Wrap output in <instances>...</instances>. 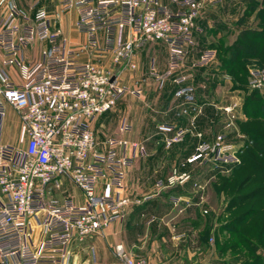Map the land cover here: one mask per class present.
Here are the masks:
<instances>
[{
    "label": "built area",
    "instance_id": "2783aa9c",
    "mask_svg": "<svg viewBox=\"0 0 264 264\" xmlns=\"http://www.w3.org/2000/svg\"><path fill=\"white\" fill-rule=\"evenodd\" d=\"M220 2L169 0L171 10L159 0H55L60 12L75 11V27L84 35V48L94 56L110 53L113 63L132 70L134 50L163 43L167 68L161 74L151 69V75L158 86L171 79L177 98L193 92L184 85L185 78L173 76V71L193 44L194 23L203 10ZM31 10L28 22L13 5L0 18V127L4 106L14 111L19 122V145L0 141V264H66L71 241L98 235L124 219L131 205L122 196L124 171L145 152L137 143L110 138L103 145L94 139L90 123L111 110L128 90L107 70L89 61L78 62L75 51L64 49L59 32L50 30L46 12L36 3ZM35 41L47 45L41 60L21 64L19 52ZM214 57L212 50H204L191 66L205 67ZM11 66L19 70L20 84L4 73L3 68ZM247 86L264 88V68L248 73ZM130 94L138 97L140 89ZM223 111L230 113L231 108ZM156 132L163 135L165 149L181 143L185 136L170 126H157ZM224 139L215 135L211 143H197L164 180L155 183V190L188 182L189 173L180 167L236 163L233 147ZM61 179L80 192L81 204L71 197H50L60 189ZM114 252L122 264H144L120 246Z\"/></svg>",
    "mask_w": 264,
    "mask_h": 264
},
{
    "label": "crops",
    "instance_id": "0c3cea01",
    "mask_svg": "<svg viewBox=\"0 0 264 264\" xmlns=\"http://www.w3.org/2000/svg\"><path fill=\"white\" fill-rule=\"evenodd\" d=\"M159 1L171 10L174 9L170 6L169 0ZM34 3L36 7L46 12L50 30L59 32L64 49L73 50L78 54V62H94L93 64L111 73L117 84L128 90V93H125L111 110L96 117L90 123L94 139L103 145L110 138L137 143L144 148L145 152L144 156L135 158L124 171L122 196L131 202L124 219L110 224L98 235L86 237L79 242L71 241L68 245L67 264H122L115 257L114 248L116 246H120L130 257L142 259L144 264H170L173 259L166 255L169 251L165 252L162 246V238L166 230L160 225L168 220L173 227L179 228L183 221L187 222L191 218L188 212H194L196 210L194 205L198 207L197 203L200 204V199L204 198L198 189L195 191L188 185L177 188L173 192L155 191V183L164 179L167 168L169 167V170L177 166L179 161L175 151L169 152L165 165L156 168L157 159L162 157V154H166L162 146L163 135L156 132V127L170 126L185 132L183 142L179 144L180 153L184 156L188 155L197 143L213 141L212 138L217 135V132H214L212 126L217 122L220 107L214 103L211 96L213 92L216 93L215 91L221 84L224 87L226 82L229 83V77L223 76L218 69L216 49L220 41L225 46L234 41L235 35H229L231 34L230 29L236 27L243 29L237 19L238 14L245 11L246 5L241 0H221L217 6L207 8L200 13L192 31L193 44L187 48L181 65L173 71V76L181 75L185 78L184 85L190 86L193 92L177 98L174 96L177 86L172 83L171 79H166L161 86H158L151 75V69L155 74H161L167 68L166 48L163 43H148L143 48L134 50L131 57L134 69L131 70L120 63H113L110 53L103 54V59L98 61L86 50L84 35L75 27V11L56 13L58 8L55 0H3L0 5V18L5 15L9 5H13L28 22L32 16L31 6ZM251 20L249 26H255L251 24ZM16 22L24 23L22 19H17ZM98 37L100 39L101 34H98ZM46 49L45 43L35 41L23 47L17 59L23 65L34 64L41 60V52ZM204 50L214 52L213 61L205 67L193 68L191 65ZM0 68H2L1 64ZM3 71L11 82L20 84V74L16 67H6ZM134 89H140L138 97L130 94V91ZM228 90L234 92L235 88L228 86ZM206 92H211V95L205 96ZM241 104H237L233 98L224 106H231L236 115L238 111L243 114ZM243 120H246L244 114L242 118L237 117L230 124L236 136H244L237 127V123ZM121 125H126L128 129L121 131ZM7 127L11 128V136L16 135V140L4 131ZM210 127L209 137L205 131ZM18 140V118L10 107L4 106L0 141L3 144L18 146ZM190 168L191 166H187L180 171L188 172ZM214 174L216 171L213 176ZM60 188L62 192L58 191L59 189L52 191L56 197L68 194L75 204L82 203L80 192L70 183L68 184L66 179H61ZM146 197L151 198L145 199ZM171 198L178 199L177 207L171 206L169 201ZM161 204L167 205L169 210L167 214L158 212ZM202 215L201 212L200 216ZM177 233L179 236L184 235L178 231Z\"/></svg>",
    "mask_w": 264,
    "mask_h": 264
},
{
    "label": "rangeland",
    "instance_id": "374dc122",
    "mask_svg": "<svg viewBox=\"0 0 264 264\" xmlns=\"http://www.w3.org/2000/svg\"><path fill=\"white\" fill-rule=\"evenodd\" d=\"M241 1L244 4H246L243 0ZM254 1L257 2V4H260L261 2V0H254ZM256 10L251 11L250 13H247L246 14L248 15L247 17L244 16L245 12H240L238 14L237 21L242 26V28H245V27L255 28L256 27V26H249L250 25L249 21L251 19H252L251 24L257 23V21L253 19ZM56 13L61 14L65 12H60L59 10L58 11L56 10ZM239 30L240 29H238L237 27L230 29L231 34L229 35L230 36L235 35L234 36L235 38ZM95 58L98 61H100L103 59V56H99V57L95 56ZM217 63H218L217 64L218 69H220L221 74L223 76L224 75L229 76L228 73L223 69V67L219 63L218 59H217ZM262 68L264 67L263 65L260 64L259 61H256V60L247 61L244 66V73L242 74V76H240V79H241L240 81L236 79L232 80L229 78L228 79L229 83L224 82L225 83L224 87H222V84H221L219 88H217V90L215 91L216 93L213 92L212 93L213 95L211 96L214 99V103L218 104L217 106L220 107L218 110L220 114L217 118V122L216 124L212 126V128L214 132H217V135L225 136L224 143L230 144L233 147L234 157L236 158L237 162L231 165H223V166H217L213 164L212 162H209L204 165H199V164L188 165V166H191V168L188 170V173L190 175V179L188 180V182H186L184 185H181V186H176L168 190H163L164 192L165 191L173 192L177 188H183L184 186L188 185L190 188H192L195 191L198 189L203 194V198H204L203 200L200 199V202H201L200 204L197 203L196 206L198 207H195L194 205V208L196 209L194 212H191V211L188 212L191 218L187 222L183 221L182 225H180L179 228H176V226L173 227L171 223H169L168 220L160 225V227H163L166 230L165 236H163L162 238L163 239L162 246L165 252L169 251L167 254L166 253L165 254L167 256H170L173 259L171 260L170 264H235V262L240 261L238 260L240 258L238 255L228 254L227 252L228 250L223 246L224 241L221 239L223 238L222 234L224 233H222V231H216L218 225L225 222L232 215L230 212L224 211V204L229 195H224L222 199V196H217L215 194L213 190V186L216 183H220L223 180V178L230 179V178L235 177L234 181L236 180L239 181L242 178L241 177L239 179L241 175H237L236 173L234 174V172L231 169L233 168V166L239 164V161H240L239 156L243 155L244 151L247 149L246 145H249L250 141H247L248 139H246L245 136H236L234 128L230 126V124L235 120V118L237 117L242 118L243 114L238 111V113L234 115L233 108H231V106L225 107L224 105L225 104L227 105L229 102H231L233 98H235L236 103L240 105L241 101H243L244 97L248 93L255 92L256 93L255 99L257 98L260 102H262V106L264 109V88L252 89L247 86L248 73L251 70L262 69ZM228 86L229 88H235V91L232 92L231 90H228ZM204 95L209 97L211 95V92L210 93L206 92ZM224 108H231L230 113L224 112L223 111ZM225 117H226V120H225ZM243 121H240L239 123L242 124ZM237 127H238V123H237ZM210 130H211V127L206 129L205 133L206 132L210 133ZM4 131L8 134V136H11L12 131L10 127L5 128ZM209 137H210V134H209ZM11 138L16 140V135L13 134ZM179 144H173L170 147L165 149L162 143V146L164 148L163 151H165L166 154L165 155L162 154V157H159L157 159L158 165L156 166V168H161L162 166L165 165V163L167 162L166 159L169 158V154H170L169 152L175 151V154L177 156L176 158L177 160L180 161V162L178 161V165L179 163L183 161V159L187 155L186 156L181 155ZM186 167L187 166L180 167V168H186ZM168 168H167V174L164 176V179L168 176L170 170L172 169L171 168L168 170ZM215 171H216V174H214L213 176V173ZM220 171H227V172L222 173ZM66 182L68 184L70 183L67 180ZM58 191L62 192L61 188ZM156 192H160V191H156ZM50 197L56 200H60L62 198L70 197V196L68 194H63L62 196L56 197L55 194L51 192ZM171 199L169 200L171 203V206L177 207L178 203L176 202L175 204H173L172 203L173 200ZM202 201H203V206H202ZM199 210H200V213H199ZM168 211L169 210L167 209V205H164V204H161V208L158 209V212H163L166 214L168 213ZM201 212L203 214L202 216H200ZM195 217L197 218L196 220H195ZM177 231L184 234L182 235L183 237L177 235L178 234ZM175 256L176 258H174ZM68 259H69V252H68ZM68 259H67L66 264L68 263Z\"/></svg>",
    "mask_w": 264,
    "mask_h": 264
},
{
    "label": "trees",
    "instance_id": "16d2710c",
    "mask_svg": "<svg viewBox=\"0 0 264 264\" xmlns=\"http://www.w3.org/2000/svg\"><path fill=\"white\" fill-rule=\"evenodd\" d=\"M243 1L245 17L257 9L253 18L256 27L240 29L230 45L220 41L216 49V57L228 77L239 81L247 61H259L264 67V0L260 4ZM255 94L250 92L244 97L241 110L246 120L238 123L239 131L250 141L239 156V164L231 169L242 178L237 182L235 177L223 178L213 186L222 199L229 195L224 211L232 216L218 225L216 231L224 233L221 239L228 254L240 257L235 264H264V109Z\"/></svg>",
    "mask_w": 264,
    "mask_h": 264
}]
</instances>
